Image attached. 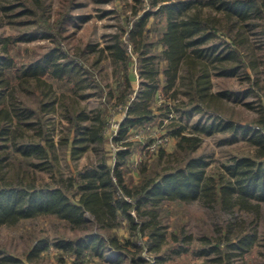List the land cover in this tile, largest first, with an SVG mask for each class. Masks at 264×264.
Masks as SVG:
<instances>
[{
  "label": "rangeland",
  "instance_id": "obj_1",
  "mask_svg": "<svg viewBox=\"0 0 264 264\" xmlns=\"http://www.w3.org/2000/svg\"><path fill=\"white\" fill-rule=\"evenodd\" d=\"M163 1L0 0V58L9 55L12 60L11 66L4 68L10 83L8 88L2 90L1 96L11 107L17 103L18 106L32 110L31 116L24 119L25 123L17 124L15 118L8 126L9 133L1 132L3 124L0 121V154H3L0 177L26 184L61 185L75 199L77 183L73 181L71 184L70 178L76 176L84 166L95 164L101 159L108 166L113 165L117 149L124 147L123 142H116L113 136L139 80L138 52L134 51L130 41V30L135 21L148 12L143 39L149 43L152 52L158 54V63L162 68L165 60L160 55L163 46L159 37L165 27V15L157 12L156 2ZM209 10L221 16L215 9ZM249 20L255 24L247 20L238 22L228 29V34L220 30V36L212 39L213 42H221L223 38L230 40L234 36L243 62L250 59L259 61L256 47L264 48V16H253ZM225 22L221 19L223 29L227 27ZM114 41H119L125 49L126 60L116 59L107 48ZM49 51L58 55L62 62H77L80 66L79 84L49 73L44 74L41 81L33 76H18V69L41 59ZM126 78L130 82L128 88ZM255 80H259L261 85H254ZM212 82L214 91L229 89L234 92L218 100L217 113L221 117H229L243 124H254L263 114L264 61L253 68L244 63L236 74H215ZM247 87L253 89L245 94ZM184 88L180 87L182 91L175 99L165 96L166 103L173 109L169 115L164 113L166 108L159 107L163 105V97L155 99L153 109L158 115L152 122L154 127L159 126L155 134L168 133L167 129L172 122L185 124V132L189 133L198 118H205L211 112L207 109L187 116L184 110L190 105L187 95L183 93ZM78 110H84L91 118L99 115L105 120V125L102 141L91 143L87 150L73 156L71 117ZM91 121L88 119L86 122ZM141 127L143 125L130 130L127 137L132 142L129 145L130 153L121 166L129 186L140 183L146 176L177 166L189 156L202 155L208 162L207 174L217 175L223 171V164L232 155L253 156L255 152V146L246 136L239 134L236 140L229 141L230 134L222 131L210 135L201 134L200 144L192 151L178 149V137L170 133L155 148H145L147 139L155 134L142 130L144 137L140 140L136 133L141 131ZM26 141L41 142L46 149L45 153L25 156L15 149L17 144ZM158 214L167 232V242L159 252L165 254L167 259L161 264H259L264 261V201L256 212L237 207L230 211L223 210L217 204L208 207L200 199L165 200L159 206ZM253 230H256V240L243 255H231L230 260L225 258L220 262L210 259L216 256L215 252L208 256L195 254V250L208 245L209 241H222L225 251L234 252V249L226 245L227 238L234 239L240 232ZM91 232L104 237L115 235L121 241L131 238L144 243L147 238L131 232L127 219L122 215L117 226L101 228L91 220L80 227H74L65 219L47 213L20 218L14 223H1L0 251L18 255L29 264H72V254L55 247L52 242ZM173 233L179 236L192 234L188 251L170 254L175 243L171 236ZM40 238H47L50 245L32 261L26 260V253ZM110 254L106 250L103 257H98L85 251L82 259L84 264H116L108 260ZM141 255L150 262L153 259V252L145 249ZM119 264H128V259L120 260Z\"/></svg>",
  "mask_w": 264,
  "mask_h": 264
},
{
  "label": "trees",
  "instance_id": "obj_2",
  "mask_svg": "<svg viewBox=\"0 0 264 264\" xmlns=\"http://www.w3.org/2000/svg\"><path fill=\"white\" fill-rule=\"evenodd\" d=\"M156 4L157 12L165 15V27L159 37L163 46L160 55L165 60V65L162 68L159 66L158 54L152 52L149 43L143 39V28L149 15L147 12L135 21L130 30V41L134 51L138 52L139 80L113 136L116 142H123L124 145L117 149L113 165L110 167L101 159L95 164L84 166L76 176L70 178L71 184L73 181L77 183L75 199L61 185L26 184L0 177V224L50 213L65 219L74 227H80L91 220L95 226L110 228L118 225L122 215L127 219L131 232L147 236L145 242L140 243L131 238L121 241L115 235L104 237L91 232L84 236L53 241L55 247L72 254V264H84L82 257L85 251L103 257L106 250L111 252L108 260L116 264L123 259H128V264H161L167 259L165 254H159L167 242V232L158 219V209L165 200L200 199L208 207L217 204L223 210L230 211L237 207L256 212L264 201V111L254 124H243L229 117H221L217 113L218 100L229 97L234 92L229 89H212L213 75L236 74L244 63L253 68L264 61L263 46L256 47L259 61L250 59L243 62L234 36L230 40L223 38L221 42L212 40L220 36V30L228 34V29L238 22L250 21L253 16L263 17L264 0H165ZM209 9H215L221 16L212 14ZM221 19L226 21L227 27L224 29ZM107 48L116 59L126 60L125 49L119 41L108 44ZM11 61L9 55L0 58V99L2 90L8 88L10 83L4 68L11 66ZM17 72L18 76H33L40 81L46 73L76 84L80 81V66L77 62H62L53 51L45 53L41 59L27 64ZM125 83L127 88L130 87L129 78L125 79ZM253 84L261 85L259 80L253 81ZM180 87H185L183 93L187 95L190 105L184 110L187 116L207 109L211 112L205 118H198L189 133L185 132V124H170L167 132L178 137V149L192 151L200 144L201 134L210 135L222 131L230 134L229 141L236 140L239 134L246 136L255 146L254 155H232L223 164V171L217 175L207 174L208 162L202 155L189 156L179 165L164 169L156 175L146 176L140 183L129 186L125 182L121 166L130 153L129 145L132 142L127 140L130 130L153 123L158 115L153 109L158 96L163 97V105L159 107L166 108L165 115L172 113V106L166 103L165 96L175 99L182 91ZM252 89L247 87L244 93L248 94ZM0 104L2 133H9L8 126L15 118L17 124L25 123L24 119L32 114L31 109L18 106L17 103H13L11 107L2 99ZM49 108L54 109L53 106ZM88 119L92 121L86 122ZM71 122L74 132L71 141L73 156L87 150L91 143L103 140L105 120L99 115L91 118L84 110H78L71 117ZM147 140L149 143L151 138ZM15 149L25 156L41 155L46 151L41 142L34 141L20 142ZM2 158L3 154H0V160ZM171 236L175 243L170 254L189 250L188 243L192 234L179 236L173 233ZM256 237V230L240 232L234 239L227 238L226 241V245L234 249V252L225 251L222 241H209L208 245L195 250V254L208 256L215 252L216 256L210 259L220 262L225 258L230 260L231 255H243L248 251ZM49 245L47 238L38 239L26 253V260L32 261ZM144 249L153 252L151 262L141 255ZM0 264L29 263L18 255L0 251ZM259 264H264V261Z\"/></svg>",
  "mask_w": 264,
  "mask_h": 264
},
{
  "label": "built area",
  "instance_id": "obj_3",
  "mask_svg": "<svg viewBox=\"0 0 264 264\" xmlns=\"http://www.w3.org/2000/svg\"><path fill=\"white\" fill-rule=\"evenodd\" d=\"M158 127L159 126H155L154 127V124L153 123H147V124H145V125H143V127H141L140 129H141V131H139V132H137L136 133V136L140 139V140H142L143 139V137H142V130H149V134H152V133H154L155 134V129H158ZM151 136H153V135H150L149 137H151ZM165 139H167V133H160V134H155V136H153V137H151V141L149 142V143H146L145 144V148H155V146L156 145H158L159 143H161V142H163V141H165Z\"/></svg>",
  "mask_w": 264,
  "mask_h": 264
}]
</instances>
